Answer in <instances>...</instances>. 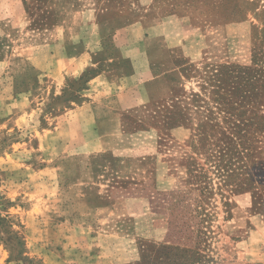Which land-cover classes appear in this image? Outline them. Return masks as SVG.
Masks as SVG:
<instances>
[{"label":"rangeland","instance_id":"obj_1","mask_svg":"<svg viewBox=\"0 0 264 264\" xmlns=\"http://www.w3.org/2000/svg\"><path fill=\"white\" fill-rule=\"evenodd\" d=\"M260 66L264 0H0V264H264Z\"/></svg>","mask_w":264,"mask_h":264},{"label":"trees","instance_id":"obj_2","mask_svg":"<svg viewBox=\"0 0 264 264\" xmlns=\"http://www.w3.org/2000/svg\"><path fill=\"white\" fill-rule=\"evenodd\" d=\"M257 62H259V61H257ZM257 70H258V74H259V72H264V67L260 66ZM240 147H242V148L245 147L244 141L240 142ZM236 151H238V150L237 149L234 150L233 148H230V146H226L225 151H223L222 152L223 154H221V160L217 161V165L219 166V169H221V168L226 169V167H232L233 163H231V158L233 157V154H235ZM242 151L243 150H241V149L238 151L239 154L241 155V158L243 157V154L245 153V151H243V152ZM228 162H230V164H228ZM221 165H224L225 167L221 166Z\"/></svg>","mask_w":264,"mask_h":264}]
</instances>
